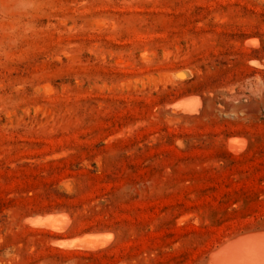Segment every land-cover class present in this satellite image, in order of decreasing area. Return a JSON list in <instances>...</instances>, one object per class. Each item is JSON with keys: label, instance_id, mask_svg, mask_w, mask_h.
I'll list each match as a JSON object with an SVG mask.
<instances>
[{"label": "rangeland", "instance_id": "1", "mask_svg": "<svg viewBox=\"0 0 264 264\" xmlns=\"http://www.w3.org/2000/svg\"><path fill=\"white\" fill-rule=\"evenodd\" d=\"M259 233L264 0H0V264H208Z\"/></svg>", "mask_w": 264, "mask_h": 264}, {"label": "bare ground", "instance_id": "2", "mask_svg": "<svg viewBox=\"0 0 264 264\" xmlns=\"http://www.w3.org/2000/svg\"><path fill=\"white\" fill-rule=\"evenodd\" d=\"M245 237L221 247L210 256L208 264H264V233Z\"/></svg>", "mask_w": 264, "mask_h": 264}]
</instances>
